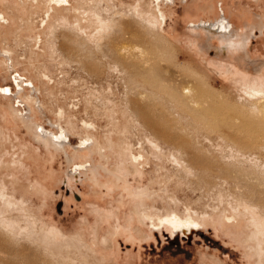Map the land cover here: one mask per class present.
Listing matches in <instances>:
<instances>
[{"label":"rangeland","instance_id":"rangeland-1","mask_svg":"<svg viewBox=\"0 0 264 264\" xmlns=\"http://www.w3.org/2000/svg\"><path fill=\"white\" fill-rule=\"evenodd\" d=\"M45 2L0 0L8 17H0V264H264V120L247 118L243 87L264 84V28L255 25L264 24V0H215L254 32L233 65L188 30L196 23L182 0H67L49 24L68 23L51 34L40 21ZM80 11L102 22L83 23L87 40L74 23ZM132 19L185 83L205 89L198 100L208 106L196 117L163 91L146 101L133 94L143 82L122 71L115 49L146 47L128 34ZM40 128L65 133V148L36 139ZM74 153L91 166L65 182L82 161ZM166 214L200 227L190 235L157 227Z\"/></svg>","mask_w":264,"mask_h":264},{"label":"bare ground","instance_id":"bare-ground-1","mask_svg":"<svg viewBox=\"0 0 264 264\" xmlns=\"http://www.w3.org/2000/svg\"><path fill=\"white\" fill-rule=\"evenodd\" d=\"M182 1L185 3L183 5L184 17L191 19V25H194V23H196L195 27H192L188 30L196 36L197 40L202 39L204 44H206V46L210 48L213 47V50L216 51L218 55H225L227 61L231 65L235 64V62L239 60L243 62L245 61V55L247 54V46L250 42L251 36L254 35V32L250 31V29L248 28V23L243 16L237 15L239 20L238 23L233 22L228 16L229 14H226L222 3H220V9L218 11L215 0ZM28 2L30 4H38V0H28ZM43 6L45 8L44 12H46V14L45 18L41 19L40 21L43 25L47 27V32L49 34L52 33L53 29L56 26H63L68 23L66 19L57 18L53 21L54 23L51 22L49 24V20L51 17H53V13L55 12V10L63 8L67 9V0H46ZM0 17L2 18V20L4 19L7 21L8 17L6 16V18L4 13L1 11ZM141 22L142 21H136L134 19L128 21V34L131 37H134L135 39L142 40V43L146 44V47L142 49L137 45L128 44L118 45L115 48L118 52L117 62L118 64H120L122 71L128 74L129 76H138L143 82L142 89L133 91V94L136 98L141 99L142 101H146V99H149L150 96H153L159 91H163L169 96L172 102V107H178L180 110H183L187 114L192 113L191 118L196 117V110H205L208 106L207 104H201L198 100V98H200L206 93L205 89L202 86L201 89H199L198 86H195L189 81L185 83L184 73L181 71L179 64L173 58L169 60H164L163 54L158 52V50H152L149 45V38L146 37L145 33L138 31V27H140ZM74 23L76 29L83 33H81V35H85L83 37V40H87L89 38L88 34L90 33H87L85 26L90 27L94 25V28H96L100 26L102 22L99 17L89 18L83 13V11H80L78 12V19H76ZM83 23H85V26L83 25ZM255 25L258 27V31H261L264 28V24L262 22H259L257 24L255 23ZM162 30V27L158 26L157 33H160V31L163 32ZM173 32L174 33H172V35H174L175 37L177 31ZM159 35L160 34H158V37L161 36ZM162 36L160 39H166ZM37 39L38 44H40V35ZM34 41L36 42L35 38ZM45 44L50 47L52 55L55 50L52 48L50 38H48V40H45ZM143 52H146L147 55H145L146 53L142 54ZM123 60H128V62L124 63L122 62ZM237 71L239 72V69H237ZM244 75H242V77H245ZM23 84L24 83H22V85ZM243 87L246 89L245 93H247L248 95L247 110L245 112L247 118L250 121L264 120V84L249 86L247 83H244ZM4 90L5 89L0 88L1 92H5ZM29 97L30 96H28V98ZM148 108L154 109V106L149 105ZM11 110L14 113V118H18L20 119V121L25 122L22 117L25 116V114H23L24 112L21 113L18 108L13 107L11 108ZM28 111L30 110L28 109ZM27 118L28 115H26V119ZM16 119L14 120L17 121ZM30 122L31 120L25 123L29 125ZM146 125L147 127H149L148 129L150 130V133L152 132L151 134L154 133V135H160L159 131L155 127L149 124ZM86 126L90 125L86 124ZM147 138L148 135H145L144 139L147 140ZM173 138L180 139L179 137L177 138L172 134L169 139ZM36 139L42 142H48L51 148L54 147L57 150L65 148V145L63 144V140L66 139L65 133L60 132L59 135L54 136L53 133L49 132L48 130L40 128V134L36 132ZM163 139L166 138L163 137ZM85 141L86 139L82 140L80 142V146H83L85 144ZM67 142L69 143V141ZM151 143L152 147L158 149L159 145L157 143H153L152 141ZM129 153L130 161L134 164H138L141 160L140 158L142 157V155H133L132 149L129 150ZM73 156L81 158L82 161L78 163H73V167L67 172H65L63 179L65 182H69L74 173H79L80 170L88 169L91 166L90 162H84L86 156L77 153H74ZM47 179H51L54 181L53 176H47ZM58 180H60V178H58ZM44 181H46V179ZM19 202L22 205L24 204L23 199L19 200ZM138 208H141L143 211V215L145 213V215L148 217L149 210L147 206L141 204ZM135 209H137V206L135 207ZM154 211L158 212L159 210ZM201 216L202 215H200L199 217ZM150 219H152V217H150ZM157 219V227L162 225V223H170L172 226V232L175 233L180 232L181 234L190 235L193 231H196L200 227V223H198L195 218L192 217L188 220L183 221L179 219L178 216L166 214L165 217H157ZM152 224L153 221H151V225Z\"/></svg>","mask_w":264,"mask_h":264}]
</instances>
